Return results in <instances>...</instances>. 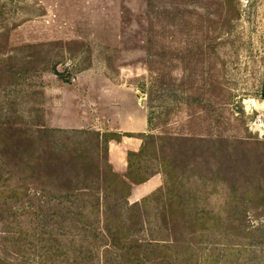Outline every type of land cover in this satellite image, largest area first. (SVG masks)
<instances>
[{"label": "rangeland", "instance_id": "374dc122", "mask_svg": "<svg viewBox=\"0 0 264 264\" xmlns=\"http://www.w3.org/2000/svg\"><path fill=\"white\" fill-rule=\"evenodd\" d=\"M119 87L135 89L151 119L133 163L160 172L163 189L159 164L177 161L169 174L185 173L203 211L156 200L127 219L110 208L114 188L78 196L91 181L85 149L107 157L96 130L118 136L107 120L116 129L119 107L94 93L117 99ZM85 101L95 117L79 129ZM74 153L84 170L70 186ZM139 186L129 205L156 192ZM104 215L109 230L123 227L119 248L134 235L170 248L120 258ZM195 215L214 227H194ZM231 246L264 250V0H0V264H238Z\"/></svg>", "mask_w": 264, "mask_h": 264}, {"label": "trees", "instance_id": "16d2710c", "mask_svg": "<svg viewBox=\"0 0 264 264\" xmlns=\"http://www.w3.org/2000/svg\"><path fill=\"white\" fill-rule=\"evenodd\" d=\"M148 123L150 126L151 119H149ZM95 136L98 143L97 145L98 148L96 150L103 147V152L107 154V157L101 158L98 154L97 155L95 154L96 151H92V150L87 151L85 149L84 152L88 154L89 158L83 160L86 163L89 162L92 164L90 176L87 175V179L90 177L91 181L88 182L90 184H85L84 186L78 189L82 191L81 194L78 196H84L90 199L91 197L95 196L99 191H101V193H109L110 191H112L111 189L114 188L115 191H117L122 195H121V200L117 201L116 204L114 206H111L110 208L111 210L117 209L118 214H120L121 216H126L127 219L131 218V216H133L132 214L134 213L136 214L140 213L143 206H148L156 200L161 202L162 207L166 212L168 211L178 212V211H187V210L190 211L192 210L196 212L199 211L200 209H202L203 211V207H205L204 201L206 198H204V196L200 194L199 191L196 190L194 191L193 186L184 183L185 173L182 174L184 175L183 178L172 176L171 174H169L170 172L171 173L173 172L171 170V166L178 163L177 161H174L173 162L174 164L171 161L169 162L164 161L163 163L159 164L162 167L164 174L167 175V179L165 181V186L163 189H159L153 195L146 197L140 203L129 205L128 198L131 195L132 187L134 185H142L146 183L151 177L155 176L160 172L157 171L146 177L142 176L141 172L144 171V167L141 166L140 163H133L134 159H137L143 155V150H142L139 153L131 152L128 154V162H129L128 173L126 176L119 175L113 170L112 166L108 161L107 147L111 140L120 141L121 136L119 135L113 136L114 138L111 139H105L104 135L103 134L101 135L100 133H97ZM154 137H155L154 135L145 136V138H148L150 140H154ZM141 138L143 137L141 136ZM78 164H79L78 160L75 159V153L72 154V156H70V158L64 162V167L66 168L67 174L70 175L69 178L67 179V182L68 184H70V186L71 184L74 183V177L75 178L79 177L80 174L82 173L81 170H84V168H82L84 166H79ZM169 175L171 177V180L169 179ZM203 186L205 187L206 184ZM231 199L232 196L230 194L226 197V200H228L226 204L231 208L233 207L235 208L234 204H236L235 202L236 198L235 199L233 198L232 200ZM97 202H98L97 204H93V206L90 207L91 216H94L98 211H100L101 203L100 201ZM110 208L108 207L106 208V210L108 211ZM104 216L106 220V229H108V233L110 235V246L119 254L118 256L120 258H126L128 260L131 259L132 260L131 263H135L134 262L135 259L133 258L136 255V254L134 255V253L136 252L135 251L136 247L139 250L146 248L148 252L151 250L158 252L159 251L165 252L168 248H170L169 246H165L168 244H160L156 242L154 243L151 242L147 244L145 247L141 246L139 245L140 243L138 239L137 240L135 239L136 236L134 235L132 240H127L130 243H132L131 246L127 247V245L129 244H125L126 247L121 249L119 248V243L122 241V237H120V230L123 229V227L118 226L116 228V231L114 232L109 230V225H108L109 217L107 215ZM161 219L164 222L167 220L166 213L162 214ZM190 219L191 222H193V226L204 229L202 230L203 232L206 231L208 232L210 231L209 229L214 227L213 221L209 218L205 219L203 215L201 216L195 215ZM141 228H143V226ZM128 229L129 228L124 230L128 231ZM207 243H209L208 246H212L211 244L213 242H207ZM181 250L182 248L178 250L180 251V255H182ZM183 250L189 252L192 250V248L191 246H185L183 247ZM226 251L227 252L230 251L231 253L237 256L236 262H238V264H247L246 260H249L248 264H264V250L262 249L260 250L253 246H231L228 247ZM223 256H225V254ZM242 257L245 258L246 260L240 261ZM136 259L139 260L138 258ZM219 263L221 264V261H219Z\"/></svg>", "mask_w": 264, "mask_h": 264}, {"label": "crops", "instance_id": "0c3cea01", "mask_svg": "<svg viewBox=\"0 0 264 264\" xmlns=\"http://www.w3.org/2000/svg\"><path fill=\"white\" fill-rule=\"evenodd\" d=\"M96 102L98 106L104 107L105 109H116L119 107V113L115 111H111L115 113L117 119L112 121H116V124H111V119H108L107 122L109 124V130L111 132L117 133L121 136L120 141L111 140L108 144V156L109 163L112 166L113 170L120 174H124L126 171L128 172V154L130 152L138 153L140 148H142V140L141 136L146 135V131L148 129V112L146 109V105L144 101L139 99L138 93L135 89L131 88H113L111 92L118 96L117 99L106 97V94L103 90H96ZM81 109L79 112L81 118V123L77 126V128H86V124H84L85 120H88L89 117H95L88 109L89 105L85 101L83 104H79ZM100 110V109H98ZM99 113L101 117V111H96ZM98 119V118H97ZM99 120H101L99 118ZM101 135L103 132L101 130H96ZM141 190L139 193H142L141 197H144L154 191H157L162 187L161 179L159 178V174L150 178L146 183L140 185ZM132 198H135L138 195L135 194V190L132 192ZM139 198V197H138Z\"/></svg>", "mask_w": 264, "mask_h": 264}]
</instances>
